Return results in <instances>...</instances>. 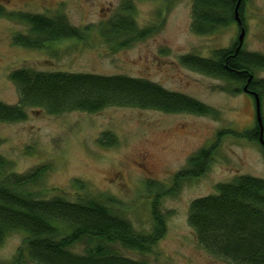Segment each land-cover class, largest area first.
<instances>
[{
	"label": "rangeland",
	"instance_id": "1",
	"mask_svg": "<svg viewBox=\"0 0 264 264\" xmlns=\"http://www.w3.org/2000/svg\"><path fill=\"white\" fill-rule=\"evenodd\" d=\"M129 1L137 27L153 30L144 40L121 49L116 47L120 41L108 44L101 31L109 20L126 15L122 9ZM194 1L0 0L8 12L64 16L73 27L87 31L81 40L65 39L44 50L27 49L15 45L14 39L26 36L29 28L18 20L0 18L1 103H19L18 89L10 80L12 72L33 69L145 79L216 111V116L204 117L122 107L95 114L74 111L58 115L29 109L23 122L0 123V157L9 162L8 173L26 175L42 166L48 168L39 184L29 188L31 192L73 202L79 197L109 202L114 213L143 234L152 232V205L157 204L166 216L167 230L150 253L117 247L122 255L148 264H230L199 247L188 222L190 205L215 195L218 185L236 177L264 180L263 146L227 135L207 173L185 180L175 189V176L188 169V160L195 153L211 147L219 132L241 134L257 123L251 96L234 95L230 90L237 86L182 66L183 56L211 59L215 51L233 48L241 33L233 24L209 36L194 34ZM243 17V49L264 56V0H246ZM255 76L264 80V71ZM261 109L264 121V97ZM106 137L116 145H102ZM25 239L24 233H10L0 247V264H12ZM86 247V242L81 243L72 251L83 255Z\"/></svg>",
	"mask_w": 264,
	"mask_h": 264
},
{
	"label": "trees",
	"instance_id": "2",
	"mask_svg": "<svg viewBox=\"0 0 264 264\" xmlns=\"http://www.w3.org/2000/svg\"><path fill=\"white\" fill-rule=\"evenodd\" d=\"M239 0H195L192 8V32L209 36L238 23L235 9ZM242 0L239 18L244 25ZM126 15L109 20L102 29L108 44L127 48L149 37L153 29H139L133 20L130 1L122 9ZM0 18L18 20L29 33L16 35L15 45L44 50L65 39H84L87 31L70 25L64 16L54 18L29 13L8 12L0 4ZM239 27V26H238ZM233 48L217 50L213 58L183 56V67L207 77L223 80L237 88L234 95L256 93L262 101L264 80L255 74L264 71V56ZM19 93L17 105L0 102V123H18L27 118V110H44L50 115L80 111L95 114L109 107L150 110L165 114L216 116V111L178 92L164 89L145 79L127 76H101L83 73L41 72L19 69L10 75ZM254 99V96L248 94ZM227 135L250 142H259L258 122L253 130L237 133L221 131L216 142L203 148L188 160V169L174 178L175 189L185 180L203 176L213 162L215 151ZM102 145L113 146L110 138ZM264 150V147H263ZM9 162L0 157V247L13 232L24 233L26 239L18 248L12 264H148L120 253L123 250L148 254L166 233V216L152 205L153 229L150 234L137 231L132 223L110 209L104 201L79 197L75 202L63 196H39L29 189L39 184L47 167L36 168L26 175L7 172ZM78 184L75 183L74 187ZM149 185H152L151 183ZM174 188L172 190H175ZM217 193L194 200L188 222L200 248L209 255L230 264H264V180L239 176L220 184ZM83 255L72 251L85 243ZM118 247V248H117Z\"/></svg>",
	"mask_w": 264,
	"mask_h": 264
},
{
	"label": "water",
	"instance_id": "3",
	"mask_svg": "<svg viewBox=\"0 0 264 264\" xmlns=\"http://www.w3.org/2000/svg\"><path fill=\"white\" fill-rule=\"evenodd\" d=\"M241 2H242V0H239L238 4L236 6V9H235L236 21L238 23V26H240L242 28L240 36L238 38L239 39L238 50L242 48V46L244 44V38H245V30L242 27V22L239 18V7H240ZM244 92L246 94H251L252 96H254L255 106H256V117H257V122H258V125L260 128L259 142L264 147V121H263V117H262L261 100L256 93L250 92L247 88H244Z\"/></svg>",
	"mask_w": 264,
	"mask_h": 264
},
{
	"label": "flooded vegetation",
	"instance_id": "4",
	"mask_svg": "<svg viewBox=\"0 0 264 264\" xmlns=\"http://www.w3.org/2000/svg\"><path fill=\"white\" fill-rule=\"evenodd\" d=\"M242 27H243V24H242ZM239 29H240V31L242 30V28L239 26Z\"/></svg>",
	"mask_w": 264,
	"mask_h": 264
},
{
	"label": "bare ground",
	"instance_id": "5",
	"mask_svg": "<svg viewBox=\"0 0 264 264\" xmlns=\"http://www.w3.org/2000/svg\"><path fill=\"white\" fill-rule=\"evenodd\" d=\"M238 42H239V39H238Z\"/></svg>",
	"mask_w": 264,
	"mask_h": 264
}]
</instances>
